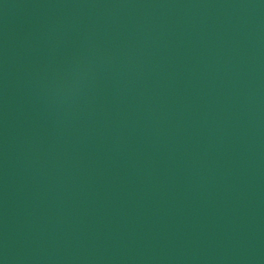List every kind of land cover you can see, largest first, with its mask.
<instances>
[{
    "label": "water",
    "instance_id": "1",
    "mask_svg": "<svg viewBox=\"0 0 264 264\" xmlns=\"http://www.w3.org/2000/svg\"><path fill=\"white\" fill-rule=\"evenodd\" d=\"M0 264H264V0H0Z\"/></svg>",
    "mask_w": 264,
    "mask_h": 264
}]
</instances>
